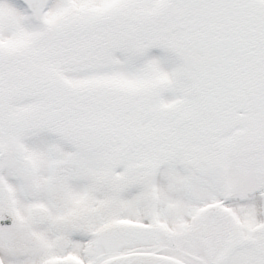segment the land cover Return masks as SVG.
Segmentation results:
<instances>
[{"label": "snow or ice", "instance_id": "snow-or-ice-1", "mask_svg": "<svg viewBox=\"0 0 264 264\" xmlns=\"http://www.w3.org/2000/svg\"><path fill=\"white\" fill-rule=\"evenodd\" d=\"M0 264H264V0H0Z\"/></svg>", "mask_w": 264, "mask_h": 264}]
</instances>
